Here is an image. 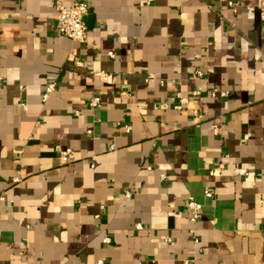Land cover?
I'll use <instances>...</instances> for the list:
<instances>
[{
  "label": "crops",
  "instance_id": "1",
  "mask_svg": "<svg viewBox=\"0 0 264 264\" xmlns=\"http://www.w3.org/2000/svg\"><path fill=\"white\" fill-rule=\"evenodd\" d=\"M54 1L0 0V264H264L255 0H85V44Z\"/></svg>",
  "mask_w": 264,
  "mask_h": 264
},
{
  "label": "built area",
  "instance_id": "2",
  "mask_svg": "<svg viewBox=\"0 0 264 264\" xmlns=\"http://www.w3.org/2000/svg\"><path fill=\"white\" fill-rule=\"evenodd\" d=\"M152 1L153 0H144L146 5H151ZM227 4L234 9L236 8V5L232 2H228ZM255 6L259 10L261 15L264 16V0H255ZM54 10H55V16H56L54 32L59 36L65 37L79 44H85L87 42V36H88V26L86 24V17L89 14V6L87 2L85 0H75L69 4H65L61 0H55ZM109 54L110 56H113L112 53H109ZM201 74H202L201 71H197L198 76H200ZM54 89H55V82L49 81L46 84L45 90L42 94V100L45 101L50 95V93L54 91ZM193 94H196V93H193ZM216 94L220 95L221 97H225L228 95V92L227 91L218 92L216 89H212L211 95L214 96ZM175 98L177 99L178 105L180 107H182L183 109L189 108L190 100L187 96H184L178 92L176 93ZM89 105L92 108L100 106L99 97L97 96L92 97L90 99ZM192 113L196 119H202L201 114L196 109H193ZM125 128L128 130L130 129L129 126H126ZM211 129L215 135L218 134L219 127L215 123L211 124ZM109 149L112 150L113 145H110ZM72 153L73 151L71 149H65V150L60 151L59 157L63 163H66L69 159V156ZM204 194L207 197L211 196V192L209 190H205ZM124 197L130 198L131 192L126 190L124 192ZM187 206L190 211L189 219L191 221H196L198 214L201 210V205L194 200H190L188 201ZM134 228L136 230H140L142 229V224L136 223ZM102 241L105 244L110 243V239L107 236H104ZM166 241H169V240L166 239ZM185 263H187V261H185ZM97 264H103V261L100 260L97 262Z\"/></svg>",
  "mask_w": 264,
  "mask_h": 264
}]
</instances>
